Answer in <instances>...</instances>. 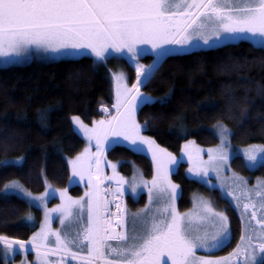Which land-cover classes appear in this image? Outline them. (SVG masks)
Wrapping results in <instances>:
<instances>
[{"label":"snow or ice","instance_id":"obj_1","mask_svg":"<svg viewBox=\"0 0 264 264\" xmlns=\"http://www.w3.org/2000/svg\"><path fill=\"white\" fill-rule=\"evenodd\" d=\"M241 41L264 51V0H0V59L5 62L84 56L105 62L114 55L136 62V82L130 87L123 73L113 74L114 115L92 121L91 127L72 117L88 141L68 161L72 176L87 181L82 197L73 198L62 189L61 203L48 208L52 193L33 196L17 181L5 185L6 193L22 192L44 209V221L29 240L0 235L5 255L23 254L22 264H29V252L35 253V264H264V181L250 189L235 173L222 176L230 170L227 126L219 125L221 142L207 150L206 161L194 141L182 149L188 172L202 178L215 172L224 195L240 213V243L228 256L217 257L212 254L232 238L229 216L202 197L190 211H179L180 186L171 179L172 166L179 161L143 135L137 120L141 105L153 103L141 88L165 58ZM149 49L155 59L145 67L139 57ZM121 141L134 153L151 155V180L138 172L129 181L112 163L107 165L112 175L104 173L106 151ZM243 157L249 169L264 167V145L244 149ZM125 185L133 194L147 189L143 209L129 212ZM57 219L60 228L54 229Z\"/></svg>","mask_w":264,"mask_h":264},{"label":"trees","instance_id":"obj_2","mask_svg":"<svg viewBox=\"0 0 264 264\" xmlns=\"http://www.w3.org/2000/svg\"><path fill=\"white\" fill-rule=\"evenodd\" d=\"M139 61L149 65L153 58L146 56ZM119 66L130 87L136 74L124 56L121 61L109 59L101 64L83 57L0 67V235L27 241L42 219L41 211L28 201L3 192L9 182L18 181L32 194L43 193L47 185L68 188V161L86 147L72 117L79 116L92 125V121L115 114L113 70ZM142 91L154 98L137 112L143 134L172 154L179 155L189 141L203 147L216 145L219 139L213 128L217 124L231 131L234 147L264 145V51L248 41L171 55L159 64ZM110 159L120 164V171L130 174L132 164L141 168L146 178H152L153 163L145 154L119 145L106 151L107 164ZM5 161L9 163L5 165ZM245 164L241 156L232 160V168L251 184L264 178V167L250 170ZM186 166L182 163L172 177L181 187L178 209H190L196 191L211 198L231 221V241L220 251L228 254L240 241V216L219 190L189 179ZM69 191L82 194L77 186ZM125 196L129 208V197ZM28 216L33 219L27 220ZM6 258L0 247V264H7ZM13 259L21 260L19 254L11 255L10 261Z\"/></svg>","mask_w":264,"mask_h":264},{"label":"rangeland","instance_id":"obj_3","mask_svg":"<svg viewBox=\"0 0 264 264\" xmlns=\"http://www.w3.org/2000/svg\"><path fill=\"white\" fill-rule=\"evenodd\" d=\"M248 42L251 43V41H248ZM202 49L205 50V49H207V48L193 49L191 52H194V51H196V50H202ZM191 52H188V53H191ZM188 53H183V54H188ZM146 56H150V57H152V58H155L154 55L151 53L150 49L147 50L144 54H142V55L139 57V59H142V58H144V57H146ZM84 57H91V56H84ZM124 57H126L127 59H129L127 55H124ZM80 58H83V57H78V58H74V59H80ZM91 58H93V60L96 61L94 57H91ZM109 59L116 60V61H121V57H120V58H115V55H114L113 57H109ZM109 59H108V60H109ZM35 60H42V61H47V62H54V61H60V60H72V59H53V58L37 57V58L29 59V60H27V61L16 62V63H9V62H5L3 59H0V67L6 68V67H10V66H23V65H28V64H30L31 62L35 61ZM129 60H130V63H131V64H130V65H131V68L133 69V71H134L135 74H136V62H135V61H132L131 59H129ZM96 62L99 63V64H101L100 61H96ZM139 62H140V61H139ZM140 63L143 64V65H145V64L142 63V62H140ZM149 65H150V64H149ZM149 65H145V67H148ZM114 73H123L124 76L126 77L125 72L122 71V68H121L120 66L113 70V74H114ZM135 77H136V75H135ZM126 80H127V77H126ZM146 81H147V80H145V82H146ZM144 84H145V83H144ZM143 86H144V85H143ZM143 86H142V87H143ZM142 93H143L145 96L151 97L150 95H148V94H146V93H144V92H142ZM151 98H152V100H154L153 97H151ZM73 125H74V129H75V131H76V132H77V133H78V134H79V135L85 140V143H86V146H87V145H88V141H87V139L85 138V136L83 135V133L79 131V129L77 128V126H76L74 123H73ZM219 125H220V124H217V125L214 126V128H213L215 134L217 135V137H218V139H219V141H218V143H217L216 145L211 146V147H203V146H200V145H198V144L195 143V146H197V147H199L200 149H203V150H204V152H203V158H204L205 161L208 159V156H207V150L210 149V148H216V147L220 144V142H221V140H220V135H219V132H218V127H219ZM89 127H91V125H89ZM230 133H231V131H230ZM143 135H144V134H143ZM230 137H231V135H230ZM112 139H116V138H112ZM187 143H188V142H187ZM187 143H186V144H187ZM124 144H126V142L121 141L119 144H116L115 146H119V145L122 146V145H124ZM115 146H112L111 148H113V147H115ZM251 146H253V145H251ZM257 146H261V145H257ZM124 147H125V146H124ZM249 147H250V146H247V147H234V146L232 145V143H231V138H230V146H229V149H228V151H229V153H230V156H231V159H230V161H229V164H230V170H228V171L222 173V176L231 177L232 174L235 173L236 175H238V176L242 177L243 179H245L246 181H248V187H249L250 189H254V188L256 187L258 181H264V178H258L253 184H251L250 181H249V179H248L247 177H245V176H243V175L237 173V172L232 168V160H233V158H234L235 156H241V157H243V151H244V149H247V148H249ZM140 153L145 154V155H147L148 157L151 158V155H150L149 153H147L146 151H144V152H140ZM173 155L177 157L179 163H178L177 165H173V166H172L171 179H172V177H173V174L177 172V170H178V168L180 167V165H181L182 163H185V164L187 165V166H186V170H185V172H186V175H187V177H188L189 179H192V180H195V181L199 182L202 186H204L205 188H208V189H210V190H215V189H216V190H219V191L221 192L222 197L226 198V199L231 203V205L235 208L234 202L231 201V198L225 196V195H224V192L221 190V188H220V183H221V181L217 179V177H216V173H215V172H210L208 178H202V177L193 176L192 174H190V173L188 172V167H189L188 159H187V157L183 154V152L181 151L179 155H175V154H173ZM243 158H244V157H243ZM244 160H245V159H244ZM151 161H152V158H151ZM106 162H107V161L105 160V161L103 162V164H102L103 171H104V173H105L106 175L111 176V175H112V169H111L110 167H108L107 165H108L109 163H112V164H116V163H113V162L111 161V159L108 161V164H107ZM152 163H153V162H152ZM245 163H246V160H245ZM116 165H117V172L119 173V175L125 177V178H126L127 180H129V181H131L133 175L137 174L138 172L143 174L141 168H139V167L136 166V165H132V164H131L132 170H131V173H130V174H127V173L124 172V171H120V169H119L120 164H116ZM257 168H258V167H256V168H252V169H250V170H255V169H257ZM70 169H71V168H70ZM153 172H154V166H153ZM143 176H144V175H143ZM144 179H146V180H151V178L148 179V178H146L145 176H144ZM172 181H173V179H172ZM17 182H18V181H17ZM10 183H11V182H9L8 184H10ZM86 183H87L86 180H85V181H80L78 177H73V176H72V173H71V180H70L69 186H68V188H65V189L68 190V194H69L70 196H72L73 198H79V197H82V196L84 195L85 191H86V188H85ZM173 183H175V182L173 181ZM19 184H20V183H19ZM175 184H177V183H175ZM20 185H21V184H20ZM113 185H114V184H113ZM76 186L82 188V194L79 195V196H76V195L70 193V191H69V188H73V187H76ZM179 186H180V185H179ZM124 187L127 189L125 195H127V196L129 197V203L131 204V206H132V204H137V205H139L141 198H140V199H139L138 197L135 198V197H134V194H133L132 191H131V189L128 188V185H125ZM23 188H24V187H23ZM24 189H25V188H24ZM59 190H62V189H57V188H54V187L51 186V185H47L46 190H45L43 193H41V194H32V195H33V196H40V195H43L46 191L52 193V195H50V196L48 197V204H47V206H48V208H55L58 204L61 203V201H60V197H59ZM226 190H227V189H225V191H226ZM140 191H144V192H146L147 199H146L145 202L148 203L147 189H144L143 187L138 188V189H137V192H140ZM179 191H180V193H181V187H179ZM3 192H4L5 194H14V195H17V196L21 197L22 199L28 201V203H30L33 207L39 209V210L41 211V217H42L41 222H40V225L43 223V221H44V209H43V207L37 206V203H36V202L30 201L29 198H28L27 196H25L22 192H19V191H17V190H9V191L6 193V192H5V188H4V191H3ZM125 195H124V198L126 197ZM180 196H181V195H180ZM200 197H202V198H204V199H206V200H210V201L212 202V204L214 205V203H213V201H212L211 198H209L208 196H206L205 194H203V193L200 192V191H196L195 193H193L192 198H191V200H192V206H191V208L188 209V210H184V211H181V210L179 209V211H180V212H187V211H190V210L194 207V200H196V199H198V198H200ZM144 200H145V199H144ZM124 201H125V200H124ZM178 202H179V199L177 200V207H178ZM131 206H130L129 208H127V209H130ZM142 206H143V205H142ZM112 207H113V206H112ZM214 207H215V206H214ZM140 208L143 209L144 206H143V207H140ZM215 208H216V207H215ZM235 209H236V208H235ZM112 210L115 211V207L112 208ZM216 210H217V211H221V210H218L217 208H216ZM236 211L238 212V214H239V216H240L239 211H238L237 209H236ZM52 227H53L54 229H59V228H60V224H59V220H58V219L55 220V221L53 222ZM39 229H40V226H39V228H38L37 231H39ZM29 247H30V246H29ZM220 251H221V250L215 251L212 255L217 256V257H223V256H228V254H229V253H228V254H222ZM18 254H19L20 259H21L20 261H23V260H24V255H23V254H20V253H18ZM200 254H204V253H200ZM10 257H11V254H7V258H6V262H7V264H10ZM27 260H28L30 263L33 264V263L35 262V253H34V252H29V254H28V256H27ZM11 264H12V263H11ZM34 264H35V263H34Z\"/></svg>","mask_w":264,"mask_h":264},{"label":"crops","instance_id":"obj_4","mask_svg":"<svg viewBox=\"0 0 264 264\" xmlns=\"http://www.w3.org/2000/svg\"><path fill=\"white\" fill-rule=\"evenodd\" d=\"M153 59H155V58H153ZM140 60V59H139ZM153 62V61H152ZM152 62L150 63V65L152 64ZM141 92H143L142 91V88H141ZM138 112V111H137ZM95 149H94V147H93V151H94ZM134 197L135 198H141V204L140 205H138L137 207L136 206H133V207H131L130 209H128L129 210V212L130 213H134V212H136V211H138V210H140L141 208L140 207H145V205H147V202H145L146 201V199H147V195H146V192H144V191H140V192H136L135 194H134ZM142 197H144V199L145 200H143L142 201ZM143 205V206H142ZM113 207H115V206H113ZM112 207V208H113Z\"/></svg>","mask_w":264,"mask_h":264},{"label":"flooded vegetation","instance_id":"obj_5","mask_svg":"<svg viewBox=\"0 0 264 264\" xmlns=\"http://www.w3.org/2000/svg\"><path fill=\"white\" fill-rule=\"evenodd\" d=\"M113 208H114V207H113ZM239 243H240V241H239ZM235 248H236V247H235ZM235 248H234V249H235ZM234 249H233V250H234ZM233 250L229 251V253L232 252ZM9 254H11V253H9ZM17 254H18V253H17ZM17 254H15V255H17ZM11 255H12V254H11ZM10 263H12V264H22V261L17 262L15 259H13V260L10 261ZM34 263H35V262H34ZM34 263H33V264H34ZM29 264H32V263L29 262ZM72 264H75V262H72Z\"/></svg>","mask_w":264,"mask_h":264},{"label":"built area","instance_id":"obj_6","mask_svg":"<svg viewBox=\"0 0 264 264\" xmlns=\"http://www.w3.org/2000/svg\"><path fill=\"white\" fill-rule=\"evenodd\" d=\"M103 109H105V108H103ZM103 109H102V111L105 112ZM105 113H106V112H105ZM108 113H109V110H108V112H107L106 114H108Z\"/></svg>","mask_w":264,"mask_h":264},{"label":"bare ground","instance_id":"obj_7","mask_svg":"<svg viewBox=\"0 0 264 264\" xmlns=\"http://www.w3.org/2000/svg\"><path fill=\"white\" fill-rule=\"evenodd\" d=\"M115 185H113V187H114ZM113 206H114V204H113Z\"/></svg>","mask_w":264,"mask_h":264}]
</instances>
